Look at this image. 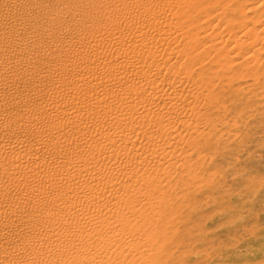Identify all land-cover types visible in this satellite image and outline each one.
Here are the masks:
<instances>
[{
	"label": "bare ground",
	"instance_id": "obj_1",
	"mask_svg": "<svg viewBox=\"0 0 264 264\" xmlns=\"http://www.w3.org/2000/svg\"><path fill=\"white\" fill-rule=\"evenodd\" d=\"M25 1L0 0V27L7 29H0V37L7 38L13 28L27 29L30 24L19 27L20 21L37 17L23 7ZM258 1L253 9L264 5V0ZM76 3L84 11L76 24L82 17L88 24L76 27L73 37L63 33L64 38H88V49L62 54L66 59L54 67H0V264H63L72 254L82 255L74 238L84 241L98 235L96 224L120 210L114 196L138 190L147 179L140 170H148L151 159L162 155V132L173 139L180 130L191 129L192 121L201 116L198 109L214 103L210 83H222L220 77L231 68L227 64L191 67L198 57L210 55L208 46L200 47L195 57L196 46L185 34H168V39L176 37V44L168 48V55L174 54L173 73L166 77L150 52L153 46L161 47V55L167 43L160 37L161 29L151 27L154 15L139 23L128 20L134 8L147 11V6L131 0ZM228 13L226 20L235 22L236 13ZM119 17L120 21L115 20ZM252 30L253 36H264V24ZM245 34L222 30L214 36L223 48L235 46V50ZM3 47L1 58L13 49L10 42ZM200 82L209 83L210 88L196 86ZM170 144L173 150L178 146L176 140ZM11 203L13 208L8 209ZM117 239L114 233L98 238L101 245L114 244Z\"/></svg>",
	"mask_w": 264,
	"mask_h": 264
},
{
	"label": "rangeland",
	"instance_id": "obj_2",
	"mask_svg": "<svg viewBox=\"0 0 264 264\" xmlns=\"http://www.w3.org/2000/svg\"><path fill=\"white\" fill-rule=\"evenodd\" d=\"M131 1L147 6V11L134 8L128 20L138 22L154 15L151 27L161 29L160 37L167 41L161 55V47L150 49L161 74H168L167 77L173 73L170 68L174 54L168 55V48L174 47L176 37L166 36L185 34L196 46L195 57L205 44L211 52L198 57L191 67L227 64L231 68L220 78L228 80L229 85L218 80L210 83L214 103L198 109L201 116L192 121L191 129L180 130L179 137L173 139L162 132V155L151 159L148 170H140L147 179L138 190L109 196L116 197L120 210L96 224L98 235L94 238H74L83 254H72L63 264H264V36L260 35L261 40L252 34V29L264 24H259L264 22V5L253 9L260 2L257 0H157V4L153 0ZM23 7L37 17L29 22L20 21L19 27L30 24L27 29H8V37H0V51L8 42L13 46L4 59L0 57V67H54L66 59L60 57L62 54L89 48L88 38H64L63 33L73 37L76 27L88 24L84 17L76 24L79 13H84L76 0H27ZM34 9H38L37 14ZM230 10L236 13L233 23L226 20ZM35 20L39 21L37 25ZM115 20L120 21V17ZM244 24L251 29L246 32ZM217 30L244 32L248 36L239 39L235 44L237 50H232L235 46L223 48L216 40ZM150 32L157 31L147 30ZM108 34L109 31L102 32L100 37ZM176 53L183 58L182 52ZM215 57L217 61L213 62ZM196 86L210 88L206 82ZM175 140L178 146L173 150L170 143ZM167 146L170 148L163 152ZM5 198L14 203L10 197ZM12 203L8 209L13 208ZM107 233H114L118 239L114 244L101 245L98 238ZM99 253L102 256L95 259Z\"/></svg>",
	"mask_w": 264,
	"mask_h": 264
}]
</instances>
